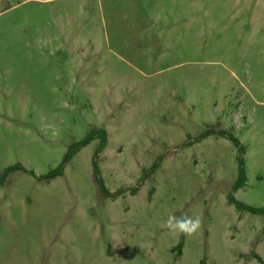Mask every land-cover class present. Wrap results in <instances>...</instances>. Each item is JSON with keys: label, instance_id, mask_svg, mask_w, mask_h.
<instances>
[{"label": "rangeland", "instance_id": "rangeland-1", "mask_svg": "<svg viewBox=\"0 0 264 264\" xmlns=\"http://www.w3.org/2000/svg\"><path fill=\"white\" fill-rule=\"evenodd\" d=\"M232 195L264 207V0H0V264H264Z\"/></svg>", "mask_w": 264, "mask_h": 264}, {"label": "trees", "instance_id": "trees-1", "mask_svg": "<svg viewBox=\"0 0 264 264\" xmlns=\"http://www.w3.org/2000/svg\"><path fill=\"white\" fill-rule=\"evenodd\" d=\"M102 132L104 133V137L102 139V145H101V148H104L106 146V143H107V137H106V131L105 130H102ZM219 134L221 136H224V137H228L230 139H232L233 141H235L237 144H239V141L238 139L230 132H226V131H219V132H215V131H210V132H207L206 136L209 135V134ZM89 141L86 140L83 144H86L87 142ZM242 149V147H241ZM245 170H244V167L241 166V169H240V181H241V184L240 185H237L235 188L238 189L240 188L241 186L245 185ZM105 193H109V191L105 190ZM120 194V191H117L116 193L110 195V196H118ZM230 201L232 203H234L236 205V207L240 210H245V211H248V212H251L253 214H258V215H261L264 217V207L262 208H256V207H252V206H249V205H246L240 201H238L233 195L230 196ZM175 249L177 250V252L179 254L182 253V249H183V241L180 242L176 247ZM253 257L259 261H262V257L260 255H258L257 253H254L253 254Z\"/></svg>", "mask_w": 264, "mask_h": 264}, {"label": "clouds", "instance_id": "clouds-1", "mask_svg": "<svg viewBox=\"0 0 264 264\" xmlns=\"http://www.w3.org/2000/svg\"><path fill=\"white\" fill-rule=\"evenodd\" d=\"M166 226L172 232H179L181 234H184L185 236H190L195 234L199 230L201 222L199 218L192 219L188 216H169Z\"/></svg>", "mask_w": 264, "mask_h": 264}]
</instances>
